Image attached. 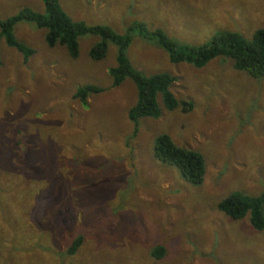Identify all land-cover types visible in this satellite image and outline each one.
<instances>
[{
  "label": "rangeland",
  "instance_id": "obj_1",
  "mask_svg": "<svg viewBox=\"0 0 264 264\" xmlns=\"http://www.w3.org/2000/svg\"><path fill=\"white\" fill-rule=\"evenodd\" d=\"M71 20L124 33L133 21L181 44L217 30L249 38L264 26V0H59ZM39 0H0V19ZM44 28L20 21L25 60L0 43V264H264V226L231 219L216 203L233 190L256 195L264 184V75L215 57L201 67L172 63L153 41L129 31L125 54L145 75L174 77L169 89L189 111L166 110L133 124L129 79L111 86L115 47L88 57L96 34L77 37V55L44 43ZM90 83L102 91L72 97ZM166 133L202 154L193 184L152 155ZM80 236L73 253L67 248ZM161 246L155 258L151 251Z\"/></svg>",
  "mask_w": 264,
  "mask_h": 264
},
{
  "label": "trees",
  "instance_id": "obj_2",
  "mask_svg": "<svg viewBox=\"0 0 264 264\" xmlns=\"http://www.w3.org/2000/svg\"><path fill=\"white\" fill-rule=\"evenodd\" d=\"M44 13H39L27 7H22L7 17L0 19V43L14 49L25 61L33 50L16 39L13 27L17 22L33 23L36 27L44 28V43L48 47L61 45L70 57L77 55V37L83 34H96L98 41L92 43L88 49L91 60L102 59L107 44L115 47L114 64L107 73L111 86H117L124 79H129L135 88V101L128 107L126 116L137 125L143 117L157 118L160 107L166 110L179 108L189 111L191 102L177 100L169 89L174 77L167 73L145 75L142 71L131 66L125 51L130 43L129 31H134L143 39L153 41L167 55L172 63L186 62L194 67H201L215 57L227 58L234 69L258 78L264 75V26L258 27L249 38L230 30H217L210 39L200 44H181L170 39L159 28L147 30L141 23L131 22L124 33H117L104 24H86L82 20H71L60 6L59 0H39ZM102 91V88L86 83L75 88L72 97L79 103H84L89 94ZM153 157L163 163L173 166L185 180L199 184L204 173V160L198 151L177 146L166 133L157 134L152 141ZM218 211L231 219H239L247 215L249 224L257 230L264 226V184L256 195H248L233 190L219 199L216 203ZM80 243V236H76L67 248L73 253ZM151 254L159 258L163 254L161 246L152 249Z\"/></svg>",
  "mask_w": 264,
  "mask_h": 264
}]
</instances>
